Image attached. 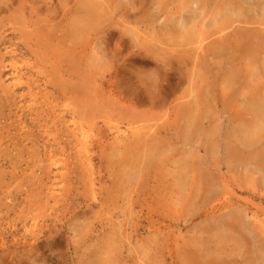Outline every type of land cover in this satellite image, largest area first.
I'll return each mask as SVG.
<instances>
[{"label":"rangeland","instance_id":"obj_1","mask_svg":"<svg viewBox=\"0 0 264 264\" xmlns=\"http://www.w3.org/2000/svg\"><path fill=\"white\" fill-rule=\"evenodd\" d=\"M226 1L0 0V264H264V0Z\"/></svg>","mask_w":264,"mask_h":264},{"label":"bare ground","instance_id":"obj_2","mask_svg":"<svg viewBox=\"0 0 264 264\" xmlns=\"http://www.w3.org/2000/svg\"><path fill=\"white\" fill-rule=\"evenodd\" d=\"M226 1V0H225ZM228 1V0H227ZM226 1V2H227ZM233 1H235V0H233ZM229 2H232V1H229ZM224 3V2H223ZM227 4H229V3H227ZM231 4V7H232V3H230ZM236 4V3H235ZM230 6V5H229ZM92 8V7H91ZM92 10H93V8H92ZM91 9H90V13H91V11H92ZM96 10V9H95ZM89 12V11H88ZM95 12V11H94ZM97 13V12H96ZM88 14V13H87ZM98 14V13H97ZM91 15V14H90ZM93 15H94V13H93ZM99 17V16H98ZM93 19V18H92ZM80 27V26H79ZM109 34V33H108ZM151 161V160H150Z\"/></svg>","mask_w":264,"mask_h":264}]
</instances>
